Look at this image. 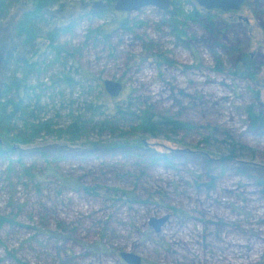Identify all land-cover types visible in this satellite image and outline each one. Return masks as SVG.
Here are the masks:
<instances>
[{
  "label": "rangeland",
  "instance_id": "374dc122",
  "mask_svg": "<svg viewBox=\"0 0 264 264\" xmlns=\"http://www.w3.org/2000/svg\"><path fill=\"white\" fill-rule=\"evenodd\" d=\"M245 1L209 10L207 27L187 20L180 36L155 7L122 15L103 12V0L56 6L65 18L48 15L40 41L55 29L62 53L49 66L54 52L42 45L48 67L30 79L48 84L40 93L49 115L62 93L72 101L66 116L103 98L110 111L129 102L183 125L144 132L123 120L126 142L114 146L115 135L91 131L77 143L14 144L0 155V264H129L122 252L140 264H264V126L248 116L264 109V0ZM31 6L21 0L0 22V81L15 23ZM107 79L122 84L117 96Z\"/></svg>",
  "mask_w": 264,
  "mask_h": 264
},
{
  "label": "trees",
  "instance_id": "16d2710c",
  "mask_svg": "<svg viewBox=\"0 0 264 264\" xmlns=\"http://www.w3.org/2000/svg\"><path fill=\"white\" fill-rule=\"evenodd\" d=\"M21 0H0V22H5L10 11H12ZM32 6L23 11L15 23L16 35L13 34L17 42H13L11 52L8 53L6 63L3 65L4 77L0 81V155L5 154L8 150L13 149L14 144H30L36 138L43 136H53L63 139L71 143H77L91 131L98 134L115 135L110 146L118 145L120 141L127 139L126 132H120L119 123L127 121L130 129L142 130L144 132H154L161 126L172 124L174 127H182L179 123H175L168 118L152 117L143 114L142 111L136 113L130 110V103L122 106L120 102H116L114 110L110 111L102 97L101 100H91L85 102L81 106L83 113L79 111L76 114L68 113V116L61 113L64 106L72 103L66 100L62 93H58L59 106H55L52 115H49L47 106L41 103V91L47 89L48 84L41 83L36 80L35 85H31L32 76L43 73L44 68L48 67V58L45 53H40L39 48L43 45L46 50L53 51L52 64L62 53V47L54 45L57 41L58 33L52 29L44 34L40 41L41 24L47 21V17L55 16L58 19H64L61 15H56V6L62 7L65 0H28ZM105 5L103 12L117 13L114 10L116 0H103ZM186 1V0H183ZM190 4L191 11L183 13V10L170 3L169 7L164 10V14L168 15L169 25L173 29L176 36L184 33V24L187 20L196 21L205 27L211 25V15L209 10L202 12L196 8L193 1L187 0ZM246 2V1H245ZM243 2L240 7L245 3ZM172 5V6H171ZM195 6V7H194ZM67 6H65L66 8ZM172 7V8H171ZM56 8V9H54ZM220 12L221 10H218ZM236 10H228L222 12H231ZM55 12V13H54ZM120 14L124 15V12ZM120 25L126 27L124 21ZM105 26L100 25L95 29V34L105 36ZM43 34V33H42ZM221 48L225 47L221 45ZM25 50V54L22 51ZM0 51L4 52L3 42L0 39ZM7 52V51H5ZM46 52V51H44ZM64 52V50H63ZM61 75V74H60ZM58 75V76H60ZM56 77V76H55ZM55 79H52V82ZM59 81L68 82L72 86L74 80L63 73L58 79ZM71 106V105H70ZM106 110H103V109ZM49 115V116H48ZM252 127L264 126V109L259 112L248 113ZM97 117H102L98 118ZM160 119V120H158ZM64 122H67L66 124ZM131 123H138L136 125ZM119 130V131H118ZM118 133V136L116 134ZM118 138V139H116ZM87 149L98 147V142L85 141ZM114 144V145H113ZM233 155V151L227 156ZM225 157L228 159L230 157Z\"/></svg>",
  "mask_w": 264,
  "mask_h": 264
},
{
  "label": "water",
  "instance_id": "95a60500",
  "mask_svg": "<svg viewBox=\"0 0 264 264\" xmlns=\"http://www.w3.org/2000/svg\"><path fill=\"white\" fill-rule=\"evenodd\" d=\"M202 10L221 11L238 10L245 0H195ZM170 5V0H116L114 10L118 12H132L144 7H155L166 10ZM103 87L111 96H117L122 90V84L114 80H104ZM165 220L161 218L155 220L153 224L158 229L159 225ZM121 257L129 264H140V257L130 252H122Z\"/></svg>",
  "mask_w": 264,
  "mask_h": 264
},
{
  "label": "flooded vegetation",
  "instance_id": "af4514ba",
  "mask_svg": "<svg viewBox=\"0 0 264 264\" xmlns=\"http://www.w3.org/2000/svg\"><path fill=\"white\" fill-rule=\"evenodd\" d=\"M240 9V8H239ZM238 9V10H239ZM200 10L202 11V12H204V11H206V10H202V8L200 7ZM238 10H236V11H238ZM245 21L248 23L249 21H248V19H245Z\"/></svg>",
  "mask_w": 264,
  "mask_h": 264
}]
</instances>
